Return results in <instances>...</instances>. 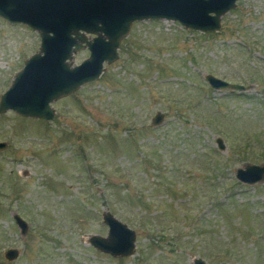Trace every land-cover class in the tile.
<instances>
[{"label": "rangeland", "instance_id": "rangeland-1", "mask_svg": "<svg viewBox=\"0 0 264 264\" xmlns=\"http://www.w3.org/2000/svg\"><path fill=\"white\" fill-rule=\"evenodd\" d=\"M39 45L0 17V96ZM51 106L50 121L0 113V264H264V180L235 176L264 162V0H236L215 32L133 21L100 76ZM105 211L134 229L132 254L88 241L107 235Z\"/></svg>", "mask_w": 264, "mask_h": 264}, {"label": "water", "instance_id": "water-1", "mask_svg": "<svg viewBox=\"0 0 264 264\" xmlns=\"http://www.w3.org/2000/svg\"><path fill=\"white\" fill-rule=\"evenodd\" d=\"M236 0H0V17L9 23L22 22L40 35L37 51L25 59L10 87L0 96V113L13 110L22 116L44 121L53 119L51 102L68 95L82 84L96 80L104 67L118 57L121 39L128 34L133 21L172 19L186 28L202 32L220 29L221 16L234 8ZM86 33L93 34L88 38ZM87 48L89 55L73 64V55ZM205 78L215 89L245 91L248 85L229 82L207 73ZM163 114L157 112L152 124L158 125ZM223 147L222 139L217 138ZM0 141V149L6 147ZM236 178L246 184L264 180V162L238 167ZM24 233L28 223L13 214ZM108 226L107 235H91L88 241L98 250L113 256L134 252L136 233L109 211L102 214ZM18 248L9 247L4 257H17ZM193 264H206L195 258Z\"/></svg>", "mask_w": 264, "mask_h": 264}]
</instances>
